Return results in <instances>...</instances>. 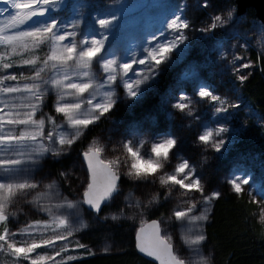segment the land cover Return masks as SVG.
Here are the masks:
<instances>
[{"label": "snow or ice", "instance_id": "1", "mask_svg": "<svg viewBox=\"0 0 264 264\" xmlns=\"http://www.w3.org/2000/svg\"><path fill=\"white\" fill-rule=\"evenodd\" d=\"M2 2L7 6L0 8V14L7 15L0 19V255L4 257L0 264H74L82 259L81 256L68 255V250L70 238L90 228L83 215L85 205L101 222L111 220L118 224L132 221L135 226L138 218V227H134L135 249L151 258V264H214L211 253L205 255L203 252L207 239L204 225L209 220L213 201L221 193L212 191L205 195V185L197 169L187 160L179 163L174 172L163 171L170 151L178 143L171 132L152 143L151 154L147 158L141 147L134 146L135 130L131 131L132 139L122 143L123 155L110 158L105 155L106 146L98 138H93L80 153L86 174L81 179L83 190L78 199L63 196L59 180L42 183L43 178L36 179L45 159L59 160L84 137L90 125L111 113L121 100L117 91L120 86L125 93L123 99L131 107L151 90L163 66L174 63L173 55L182 58L187 53L190 45L184 30L190 26L188 20L175 14L167 20L166 27L161 25L164 31L148 33V43L143 44L142 53L127 49L117 55L118 49L106 46V41L121 26L127 10L119 0L115 11L103 15L96 13L94 19L99 26V37L90 27L82 39L78 38V30L88 9L94 6L91 0ZM59 12H67L69 18L58 20L54 14ZM228 17L233 18L232 11L228 12ZM228 22L217 15L208 28L200 31L210 33L218 27H225ZM260 27L264 32V22ZM166 33L168 38L164 39ZM230 35L234 38L239 36L235 30ZM224 43L220 40L215 45L221 59L226 58ZM44 50L43 57L37 55ZM239 59L236 56L232 62ZM96 65L102 69V77L94 70ZM16 66H27L31 74L21 72L20 77L3 74ZM241 67L248 68L250 64ZM190 75L186 73L185 78ZM247 78L238 76L240 82ZM53 95L54 113L45 112L49 106L47 101ZM197 95L201 100L210 98L218 104L214 116L216 120L223 121L215 128L204 126L197 139L204 146L213 148L218 155H223L243 130L229 126L231 114L228 109L240 105L229 104L226 98L214 95L209 85L203 82ZM184 100L189 103H184ZM190 105V98L182 93L172 107L184 112ZM188 115H192L191 111ZM225 134H228L227 141L217 139ZM144 143L141 139L140 145ZM112 151L117 149L114 147ZM246 172L241 165L233 166V178L228 183L237 195L242 193L244 185L253 181V173ZM69 175L70 172L59 173L65 181ZM122 177L137 183L151 181L153 184L158 179L160 188L167 189L165 201L171 199L173 189L178 185L184 190L181 195L187 199L174 205L166 218L161 214L156 219H146L160 206L159 193H153L143 202L137 198L135 203L125 196V207L100 217L103 208L110 207L121 194ZM193 192L200 193L201 198H189ZM248 195L253 203L264 206V182L253 181ZM21 197H30L25 202L47 218L30 221L12 231L8 225L17 213L10 209ZM126 209L132 210L131 213ZM197 209L199 213L195 214ZM173 222L179 224L181 239L188 249L187 257L179 255L174 247L172 235L168 232ZM260 222L264 223V207L261 208ZM58 242L61 243L58 245ZM75 247L83 249L87 256L95 255L79 241ZM109 250L108 245L101 249L103 252Z\"/></svg>", "mask_w": 264, "mask_h": 264}, {"label": "rangeland", "instance_id": "2", "mask_svg": "<svg viewBox=\"0 0 264 264\" xmlns=\"http://www.w3.org/2000/svg\"><path fill=\"white\" fill-rule=\"evenodd\" d=\"M91 2L94 6L88 9V14L82 21L81 27L78 30L79 39L84 38L85 33L90 27L95 30L94 34L99 37V26L95 24L94 19L96 13H101L103 15L105 13L115 11V9L118 7V0H91ZM196 2H198V0H119V4L126 5L127 10L125 15L122 17L121 26L115 29V31L109 35V39L106 41V46L118 49L117 55L122 54L127 49L136 50L137 53L140 54L142 53L143 44L148 43L149 32L156 34L157 30L164 31V28H162L161 25L163 24L164 27H166L167 20L171 19L175 14H180L182 18L187 20L185 10L189 6H197ZM6 6L7 5H4L2 0H0V8ZM4 15L7 14H0V19H3ZM220 16L222 19L229 21L228 24L223 28L218 27L210 33L201 32V29L208 28L212 23L213 17L208 16L203 20L202 25L198 26L195 31L191 32V35H186L187 29L184 30L185 35L189 38L188 43L190 48L182 58H178L176 55H173L172 60L174 63L163 66V68H168L173 71L174 80L171 85V90L163 94V99L159 107L158 114L156 113V115L145 116L142 120H138L140 122L137 123V125L135 123L122 125V130L125 132V136L123 137L124 141L132 139V130L137 132L134 146L141 147V152L145 155V158L151 154L152 143L157 142L158 138L162 137L165 133L171 132L173 137L177 139L178 143L174 149L170 151L169 159L165 163L163 171L169 173L174 172L175 167L179 163L187 160L190 165L197 169V174L201 177L202 182L205 185V195L210 194L212 191H218V189L216 187H212L209 184L208 170L206 169V174L201 171L204 167L206 168L205 165L207 163L203 164V160H201V150L197 146L201 147L203 144H201L197 138L202 133L204 126L215 128L217 123H223V121L216 120V117L214 116V109L215 107H219V105L213 103L210 98L201 100V98L197 95L199 92V85L201 82L206 83L209 85V90L212 91L214 95H218L221 98H226L229 104L240 105L238 99L239 91L237 90L238 88L235 86L233 81H231V78L237 79L238 76L244 74L246 68L241 67V65L249 64L245 55V51L248 49L249 45L254 46L259 51V53H264V32H262L260 27L261 24L259 21H257V19L250 22H247L246 19H240L238 23H234L233 18L229 19L228 14H220ZM54 17L58 20H67L69 18V14L67 12H59L54 14ZM233 30L239 34L238 37L234 38L230 35ZM214 33H216L217 36L212 38L211 36ZM163 38L167 39L168 34L166 33ZM158 39H160V37H158ZM220 40L225 41L223 48L226 56L225 59L220 58L219 52L215 47L216 42ZM192 50H195V53H193ZM45 51L46 50L41 51L37 53V55L43 57ZM236 56H239L240 59L233 63L232 61ZM94 70L97 71L98 76H103L102 69L99 68V65H96ZM21 72H23L24 75L31 74V71L27 68V66H16L7 70L3 74H15L20 77ZM186 73H191L192 75L185 78ZM9 83L13 84L15 82ZM117 91L121 97L119 102H123L128 107H130L129 103L123 99L125 95L123 87L120 86ZM154 92L156 91H154V89L151 87V90L148 91L140 100L155 96ZM182 93L191 100L190 108L185 109L184 112L172 107L173 104L180 100ZM49 99L52 105L55 96H50ZM137 102L138 101H136V103ZM183 102L186 104L189 103L188 100H184ZM135 104L131 107H134ZM52 109L54 111L53 107ZM189 111H191L192 115H188ZM228 111L231 114L229 126L233 128L241 127L244 124L245 118L243 117L242 113L241 115H239V113L236 114L239 111V107L229 108ZM245 112L246 117L252 116L255 117L257 121H259V118L257 115H255L254 111L246 109ZM160 121H162V123ZM115 134L116 132L112 131L111 138L114 137ZM227 135L228 134H225L224 136L218 137L217 139H225L227 141ZM237 138L238 135L235 137V139ZM141 139L145 141L143 146L140 145ZM92 140L93 138L88 140L79 150L73 148L75 145L74 144L71 150L63 155L59 160H54L51 157L45 159L42 162V169L36 173V179L43 178L42 183H47L53 179L59 180L60 191L62 192V195L67 196L69 199H78L83 190L80 187L81 179L86 174L85 166L82 167L80 153H82V151L87 148L88 144ZM195 146L197 149L193 148ZM231 146H233V144L228 145L227 148H230ZM112 149L113 147L106 150L107 158L115 156L118 152L123 153L121 143L116 148L117 151H111ZM197 150L199 152L198 154L193 152ZM206 151L207 155H211L210 152H215V150L210 146L206 148ZM216 155L218 156L217 153ZM64 159L68 160L70 163L69 167L66 169H60L59 173L61 171L70 172L67 181L54 175L46 165L47 161H60ZM197 161L200 162L197 163ZM234 165H241L247 170V172L253 173L254 182H264L262 174L264 167L257 159L252 156L236 157L229 162H221L220 171H217L216 173V179L218 178V182L219 180H222V183L224 182L231 191L233 190L231 185L228 183V180L233 178L232 169ZM247 172L245 174H247ZM178 178L181 177L178 176ZM253 181H250L249 185H244L243 191L241 193L246 195L249 199H251V197L248 195V192ZM157 183L159 185L158 181ZM163 191L165 194L167 189H163ZM183 191L184 190L180 189L177 185L175 189H173L171 199H168L165 202L168 208V216L170 215L174 205L182 200L187 199L181 195ZM125 196H128L129 199L134 203V199L130 194V191L122 190L121 194L116 197L115 201L108 209H106L105 213L101 217L107 213L118 212L120 208L125 207ZM29 198L30 197L19 198L10 209L11 211H15L17 213L16 218L13 219L8 225L12 231L22 228L30 221L47 218L46 216L39 214L31 205L25 202L26 199ZM189 198L199 200L201 198L200 193L193 192ZM259 199L260 197L258 196L257 200ZM255 204L257 205L256 215L260 221L261 208L264 206L257 203ZM131 211L132 210L130 209H126V212L129 214ZM198 213L199 209L196 210L195 214ZM83 215L84 219L88 222L96 223L98 221V219L94 218L95 216H91V218H89L85 211ZM168 232L172 234L173 238H175L177 253L182 257H187L188 249L183 244L181 239L179 224L173 222V224L168 227ZM81 233H77L73 238H70L71 243L69 245L68 255L81 257L87 256L83 249H76L75 247L76 241L80 242ZM60 243L61 242H58V245ZM106 245L110 247V250L108 251L110 252L113 249L111 243L108 244L103 242L94 246H87L94 253H106L101 251V249ZM56 250L58 251L59 247H57ZM203 252L205 255H208L209 253L212 255L210 248L205 245V242L203 244ZM49 254H51V251H49ZM2 260H4V257L0 255V261Z\"/></svg>", "mask_w": 264, "mask_h": 264}, {"label": "trees", "instance_id": "3", "mask_svg": "<svg viewBox=\"0 0 264 264\" xmlns=\"http://www.w3.org/2000/svg\"><path fill=\"white\" fill-rule=\"evenodd\" d=\"M196 3L197 6H189L185 10L190 25L186 30V35H191V32L202 25L203 20L208 16L224 15L232 11L234 23H238L240 19H246L247 22L256 19L252 9H248L245 14L238 16L235 13L234 0H198ZM215 36H217L216 33L211 37ZM192 52L195 53V50ZM245 55L250 67L246 68L243 76L248 78L244 82H240L238 78H231L239 91V97H237L240 106L236 114L241 115L242 113L245 118L244 124L239 127L243 130L238 134L233 146L227 148L221 157L217 156L214 151L210 152L211 155H207L206 146H197L201 150L203 164L207 163L206 168L204 167L201 171L206 174V169L208 170L209 184L216 187L221 193V196L213 201L209 220L204 225L207 237L205 245L210 248L215 264H264V224L257 218V205L246 195H237L224 182L222 183V180L218 182V178L216 179V173L220 171V163L229 162L236 157L252 156L264 167V53H259L254 46L249 45ZM173 80V71L163 68L151 86L156 91L154 92L155 96L138 100L141 102H137L134 107H128L125 103L118 102L109 115L89 127L84 137L76 142L73 148L81 149L88 140L94 137L106 146V150L111 147L117 148L124 141L125 132L122 130V125L130 123L137 125L140 122L138 120H142L145 116L158 114L163 94L171 90ZM47 103L49 106L44 111L54 113L50 99ZM246 109L254 111L259 121L252 116L246 117ZM160 122L162 123V121ZM112 131L116 134L111 138ZM197 147L193 148L197 149ZM193 152L199 153L198 150ZM105 155L107 157L106 153ZM116 155H123V153L118 152ZM205 158L206 162H204ZM69 164L66 159L47 161L46 163L47 168L57 177H59L60 169L68 168ZM262 174L264 178V171ZM157 181L155 184L151 181L137 183L122 177V190L130 191L134 203L137 198L143 202L153 193H159L161 204L152 210L145 217L146 219H156L161 214L164 217L168 216L164 191ZM84 208L89 218L96 215L88 211L86 206ZM108 208L104 207L99 216L101 217ZM137 222H139L138 218L135 226L132 221H121L118 224L111 220L88 222L90 228L80 234V242L90 246L103 242L111 243L113 249L106 253L84 256L74 264H151L150 260L139 255L135 249L134 227H138ZM173 244L176 249L175 238H173Z\"/></svg>", "mask_w": 264, "mask_h": 264}, {"label": "water", "instance_id": "4", "mask_svg": "<svg viewBox=\"0 0 264 264\" xmlns=\"http://www.w3.org/2000/svg\"><path fill=\"white\" fill-rule=\"evenodd\" d=\"M234 4H235V13L238 16L245 14L248 9H252L257 21H259L260 24L261 22H264V0H234ZM81 159H82V156H81ZM85 169H86V166H85ZM138 254L151 261V258L145 257L143 256V254H140V253Z\"/></svg>", "mask_w": 264, "mask_h": 264}]
</instances>
